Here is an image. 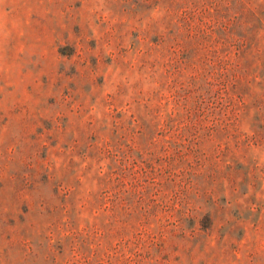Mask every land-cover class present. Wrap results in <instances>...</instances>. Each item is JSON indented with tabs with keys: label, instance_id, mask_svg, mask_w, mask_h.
<instances>
[{
	"label": "rangeland",
	"instance_id": "rangeland-1",
	"mask_svg": "<svg viewBox=\"0 0 264 264\" xmlns=\"http://www.w3.org/2000/svg\"><path fill=\"white\" fill-rule=\"evenodd\" d=\"M0 264H264V0H0Z\"/></svg>",
	"mask_w": 264,
	"mask_h": 264
}]
</instances>
